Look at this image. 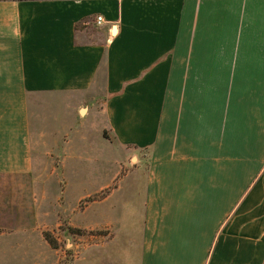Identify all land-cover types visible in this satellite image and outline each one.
<instances>
[{"label": "crops", "instance_id": "obj_1", "mask_svg": "<svg viewBox=\"0 0 264 264\" xmlns=\"http://www.w3.org/2000/svg\"><path fill=\"white\" fill-rule=\"evenodd\" d=\"M63 104L60 141L120 151L98 188L94 154L60 156L72 213L101 191L86 264H264V0H0L1 237L39 226Z\"/></svg>", "mask_w": 264, "mask_h": 264}, {"label": "rangeland", "instance_id": "obj_2", "mask_svg": "<svg viewBox=\"0 0 264 264\" xmlns=\"http://www.w3.org/2000/svg\"><path fill=\"white\" fill-rule=\"evenodd\" d=\"M64 107V104L60 107L59 114L52 113V110L44 113V122L39 124H44L43 130L39 129L36 141H32L35 147V174L39 177L37 190L40 198L42 190L46 192L39 226L26 234L0 236V264H86L85 248L101 244L100 225H75L76 212L79 217L84 212L85 203L99 200L101 191L84 200L77 207V211L72 213L69 200L64 199L63 195L60 199L57 190L58 186L64 187L68 179L64 178L61 171L64 168L59 167L63 165L60 156L64 158L79 152L94 154L97 158L91 165L94 166V185L98 188L102 183L106 165L103 157L118 155L120 151L113 149L109 141H97L94 132L95 141H60V135H63V140L64 132L71 123L70 114L65 112ZM95 120L101 122L103 118L98 116ZM55 169L58 172L54 173Z\"/></svg>", "mask_w": 264, "mask_h": 264}, {"label": "built area", "instance_id": "obj_3", "mask_svg": "<svg viewBox=\"0 0 264 264\" xmlns=\"http://www.w3.org/2000/svg\"><path fill=\"white\" fill-rule=\"evenodd\" d=\"M97 22L100 25L103 22V18L102 17H99Z\"/></svg>", "mask_w": 264, "mask_h": 264}]
</instances>
